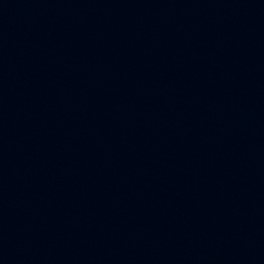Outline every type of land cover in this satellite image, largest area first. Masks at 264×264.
<instances>
[{"label":"water","instance_id":"obj_1","mask_svg":"<svg viewBox=\"0 0 264 264\" xmlns=\"http://www.w3.org/2000/svg\"><path fill=\"white\" fill-rule=\"evenodd\" d=\"M0 264H264V0H0Z\"/></svg>","mask_w":264,"mask_h":264}]
</instances>
